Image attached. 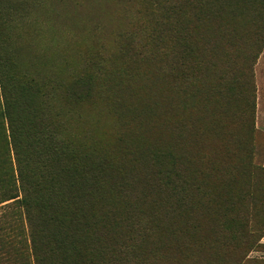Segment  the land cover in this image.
<instances>
[{
  "label": "trees",
  "instance_id": "obj_1",
  "mask_svg": "<svg viewBox=\"0 0 264 264\" xmlns=\"http://www.w3.org/2000/svg\"><path fill=\"white\" fill-rule=\"evenodd\" d=\"M173 9L166 18L171 34L179 24L193 29L195 37L171 35L178 57H172L170 83L155 90L151 107L164 117L158 145L143 146L147 154L141 151L136 156L148 163V169L155 168L158 178L150 177L147 169L141 176L146 183L153 181L148 186L151 191L142 189L133 199L128 195L133 185L126 182L119 167H110L98 155L78 157L68 141L54 142L48 179L40 176L39 180L26 171L31 144L21 140L27 136L26 126L34 124L31 141L42 143L44 115L38 114L42 86L16 74L12 60L3 52L6 20L1 17L0 3V203L9 201L0 212V264H30V255L34 264H182L188 252L206 250L222 257L237 252L240 256L233 263L239 264L241 255L257 243L250 221L233 215L232 208L244 198L233 190L243 182L252 185V179L263 181L264 168L247 162L239 169L233 163L241 164L243 158L227 147L224 157L214 151L203 155L197 133L192 135L188 126L190 105L200 104L211 116L212 132L227 134L220 130L221 114L225 111L232 117L235 105L227 102L223 89L232 81L253 88L250 65L264 47V0H176ZM220 26L241 30L240 39L254 29L249 36L254 50L242 62L245 71L238 66L239 57H191L205 49H191L189 42L197 44L204 28ZM237 67L236 74L223 84L226 72ZM191 85L202 87L199 98ZM248 130L252 132L251 120ZM54 196H64L67 203H57ZM149 196L152 200L145 211L142 202ZM24 218L30 245L23 238L27 233ZM231 227L237 228L236 234L230 232Z\"/></svg>",
  "mask_w": 264,
  "mask_h": 264
},
{
  "label": "rangeland",
  "instance_id": "obj_2",
  "mask_svg": "<svg viewBox=\"0 0 264 264\" xmlns=\"http://www.w3.org/2000/svg\"><path fill=\"white\" fill-rule=\"evenodd\" d=\"M0 3L1 17L6 20L1 37L3 52L12 60L16 74L42 86V104H38V114L44 115L42 143L34 145L31 141L34 124L26 126L27 136L21 140L22 144H31L26 153L29 165L26 171L39 180L40 176L48 179L54 142L68 141L78 157L98 155L110 167H119L126 182L133 185L134 190L128 193L131 198L142 189L150 193L148 186L153 181L149 179L146 183L144 179V183L141 176L148 163L136 156L141 151L147 154L143 146L158 145L156 138L164 117L158 116L161 111L151 109L155 90L167 88L172 57H178L172 48L171 35L195 37L193 29L185 30L179 24L176 32L169 31L166 18L175 10L170 11L176 0H0ZM202 32L197 44L192 41L189 44L191 49L205 50L191 57H239L238 66L245 71L246 64L242 62L250 57L248 51L254 50L253 39L249 38L253 28L242 39L241 30L228 26L207 27ZM215 43L222 45L216 47ZM237 69L226 72L223 84ZM250 71L253 88L239 87L232 81L229 88L223 89L227 102L235 105L232 117L225 111L221 114L220 130L227 134L215 135L210 129L209 112L201 109L200 104L190 105L193 111L189 132L197 133L199 145L205 150L202 154L207 156L208 151H214L221 158L227 147L243 158L241 164L233 163L239 169L247 162L264 168V47L251 62ZM195 90V97L199 98L202 87ZM250 120L252 132L248 130ZM12 162L15 165L13 153ZM148 171L156 181L155 168ZM260 177L263 181L256 183L252 179V185L243 182L233 190L244 197L232 208L233 215L246 217L252 225L250 230L257 236V243L241 255L243 262L239 264H264V179ZM54 199L67 203L64 196ZM151 200L149 196L142 202L145 211ZM7 202L0 203V212ZM24 224L27 233L23 238L30 245L25 218ZM229 230L237 233V228ZM239 256L237 252L222 257L211 250L195 251L188 252L181 262L236 264L233 260ZM33 260L30 255V264H34Z\"/></svg>",
  "mask_w": 264,
  "mask_h": 264
}]
</instances>
